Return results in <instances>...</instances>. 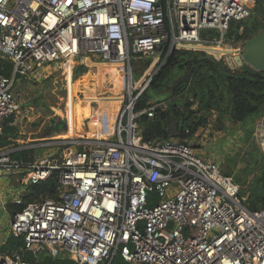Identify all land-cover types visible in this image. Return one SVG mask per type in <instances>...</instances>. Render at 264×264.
Returning <instances> with one entry per match:
<instances>
[{
  "label": "built area",
  "instance_id": "built-area-1",
  "mask_svg": "<svg viewBox=\"0 0 264 264\" xmlns=\"http://www.w3.org/2000/svg\"><path fill=\"white\" fill-rule=\"evenodd\" d=\"M252 1L0 0V61L13 67L10 78L0 73V136L20 108L16 76L41 78L46 64L91 56L130 75L135 60L160 55L166 64L176 49L212 55L231 24L250 17ZM207 31L218 37L203 38ZM185 93L136 113L142 92L131 84L110 134L53 137L29 147L47 149L30 163L0 151V178L58 183L56 199L14 214L11 235L23 245L0 264H111L117 254L128 264H264V205L249 210L233 176L195 144L141 136L140 116L154 119Z\"/></svg>",
  "mask_w": 264,
  "mask_h": 264
},
{
  "label": "trees",
  "instance_id": "trees-1",
  "mask_svg": "<svg viewBox=\"0 0 264 264\" xmlns=\"http://www.w3.org/2000/svg\"><path fill=\"white\" fill-rule=\"evenodd\" d=\"M253 2L264 5V0H253ZM250 17L244 21L232 23L226 41H229L234 35V42H239L258 34L261 24L255 17L251 19ZM241 28H244L242 33H240ZM208 36L211 38L218 37L215 31L202 33L203 38ZM208 51L216 55L224 53L220 48H210ZM228 51L230 55L227 56V62L231 67H234L237 53L232 52V50ZM135 61L140 64L143 71L151 63L149 58H141ZM78 62L77 75L82 76L87 72L86 66L82 62ZM72 65L73 62L67 67L70 68ZM106 65L111 66L110 64ZM229 65L223 60H218L203 52L176 49L167 63L161 67L159 73L153 77L146 92L140 96L135 106V112L139 113L149 105L150 99L153 97L152 91L157 93L165 91L172 78L175 83L173 86L171 85L170 97L165 100L179 96L185 91L187 93L180 99L170 102L166 111H158L154 119L148 118L147 115L138 118L143 140L152 142L160 138L166 140L174 138L188 143L200 128L207 125L208 118L215 112L218 115V121L221 122L227 118L232 125L239 123L246 125L251 120L264 117V72L257 71L248 65L233 70ZM0 73L10 78L13 73L12 65L7 61H0ZM24 79L23 76H16L13 93L17 85ZM80 85L81 81L70 85L71 97L66 113L77 107H82L84 100L77 97ZM89 98L92 99L93 97L88 95L87 99ZM21 108L24 109L23 106ZM14 119L15 116H12L5 121L3 133L0 136V151H12L11 158L15 161L33 162L36 148L29 147L36 143L33 140L32 142H30L31 140L27 141L26 137L20 134L19 129L13 124ZM255 174V179L250 186L253 193L241 189V196L246 198L245 205L251 211H256L264 205V174L259 175L256 170ZM57 190L56 179L30 186L24 198V205L20 207L19 212H22L29 203L41 198L56 199ZM22 245V239L12 236L7 246L4 247V251L12 252ZM27 260L32 261V256L28 255ZM45 262L46 264H71L70 261L52 259H47ZM111 264L128 263L120 254H117Z\"/></svg>",
  "mask_w": 264,
  "mask_h": 264
},
{
  "label": "rangeland",
  "instance_id": "rangeland-1",
  "mask_svg": "<svg viewBox=\"0 0 264 264\" xmlns=\"http://www.w3.org/2000/svg\"><path fill=\"white\" fill-rule=\"evenodd\" d=\"M251 8L250 19L252 17L257 19L258 23L261 24L260 32H262L264 30V5L253 2ZM243 29L241 28L240 33L243 32ZM234 38L235 35L225 44L220 45V49L225 50L227 53L221 55L212 53L211 56L223 60L229 65L227 56L230 55V52L228 50L240 53L245 42L249 40L234 42ZM163 59L160 55L149 58L151 60L150 66L144 71L140 64L134 61V70L130 75L123 69L126 68L125 64L101 63L96 56H91L88 62L83 63L87 66V72L82 76L77 75L79 65L77 61L73 62L70 68L67 67V63L58 66L52 63L46 64L42 67L41 78L24 77L25 79L17 85L14 93L20 108L17 115H15L17 118L14 125L19 129L20 134L26 137L27 141L31 140L30 142H32L33 140L36 144L49 141L57 136L69 137L67 135L70 134V131L77 133L72 137L92 136L96 134V131L94 133L92 128L100 123L112 129L116 115L126 100L129 85H133L135 94L139 92L144 94L149 86L148 84H150L151 77L157 75L161 67L165 65ZM106 64L119 68L111 69ZM122 69L124 76L116 73ZM77 81H81L77 97L84 101H82L83 105L79 108L78 113L75 112L76 109L74 110L77 113L75 118L70 113L66 115V110L71 97L70 85L75 84ZM174 83L175 81L172 78L165 91L158 93L152 91L153 97L150 102L168 99L171 95V85L173 86ZM113 90H117V93ZM88 95L93 98L87 99ZM77 97L75 96V98ZM22 106L24 109L21 108ZM217 116L215 112L214 115L209 117L207 125L203 129H199L188 143L194 144L195 141H200L204 136L203 134H206L207 137L210 135L212 138L214 134L221 132L220 136H215L212 140L200 143L201 146L196 147L195 152L206 160L217 157L218 160H216L220 163L222 170L233 176L235 181L242 187V190H248L252 194L250 186L256 176L255 170L259 175L264 174V147L262 145L264 132H260L262 134L260 137L256 136L257 126L259 123H264V117L251 120L246 125L241 123L232 125L227 118L221 122L218 121ZM65 117L69 119L67 124L70 131L67 129L66 134L54 133L53 127L60 122H66ZM200 131L202 132L200 137H196ZM46 152L45 147L36 146L34 157H41ZM4 195L6 202L11 204L12 196L6 192ZM11 234L12 230L7 219L0 225V235L5 239Z\"/></svg>",
  "mask_w": 264,
  "mask_h": 264
},
{
  "label": "crops",
  "instance_id": "crops-1",
  "mask_svg": "<svg viewBox=\"0 0 264 264\" xmlns=\"http://www.w3.org/2000/svg\"><path fill=\"white\" fill-rule=\"evenodd\" d=\"M100 61H101V63L104 62L102 60H100ZM73 62H76V61H73ZM110 68H119V67H116V66L115 67H111L110 66ZM107 69H109V68H107ZM123 69H125V68H123ZM79 108L80 107H77L76 110L74 109L75 112L78 113L79 112ZM74 110H72L69 113H70V115L72 117L76 118L77 113H75ZM69 113H66V115L69 114ZM65 121H66V123H68L69 119L65 117ZM79 124H80V122H79ZM200 129H203V128H200ZM68 130H69V126H68ZM260 132H264V123H259L258 124L257 129H256V136L257 137H260L262 135V134H260ZM201 133L202 132L200 131L197 134L198 136H196V137H200ZM207 134L209 135L210 133H207ZM220 134H221V132H217L216 134L213 135L212 138H211L210 135L207 137L206 134H203L204 136L201 138L200 141H195L194 142L195 148L198 147V146L200 147L201 146L200 143H204L206 141L212 140L213 138H215V136L216 137L220 136ZM263 141H264V139H263ZM214 159H217V157H215ZM29 187L30 186H24V184L21 183V173H14L13 175H11L8 178H5V177L0 178V225H2V222H5L8 219V224L10 226V222L12 220V217L14 216L15 213L19 212L20 207L24 205V198H25L26 193L28 192ZM5 192L8 195L12 196L13 200H12L11 204L6 202L5 195L3 196V194H5ZM18 200L22 201L23 205L18 204L17 203ZM10 237H12V235H8L7 238L3 239L2 236L0 235V255L1 254H6V253H11V252H5L4 251V247L7 246Z\"/></svg>",
  "mask_w": 264,
  "mask_h": 264
},
{
  "label": "water",
  "instance_id": "water-1",
  "mask_svg": "<svg viewBox=\"0 0 264 264\" xmlns=\"http://www.w3.org/2000/svg\"><path fill=\"white\" fill-rule=\"evenodd\" d=\"M236 62L239 67L248 65L257 71L264 72V30L245 42L240 55L236 58ZM67 129L66 122H60L53 127L56 134H66Z\"/></svg>",
  "mask_w": 264,
  "mask_h": 264
},
{
  "label": "bare ground",
  "instance_id": "bare-ground-1",
  "mask_svg": "<svg viewBox=\"0 0 264 264\" xmlns=\"http://www.w3.org/2000/svg\"><path fill=\"white\" fill-rule=\"evenodd\" d=\"M223 51H224V53H227L225 50H223ZM72 62H73V61H68V62H67V65L71 64ZM111 67H114V65H111ZM111 69H112V68H111ZM116 73H118L120 76H121V75L124 76L123 69H122V70H119V71L116 72ZM113 91H114L115 93H117V90H113ZM112 127H114V125H113ZM92 129H93L94 133H95V131H96V134H99L101 130L104 131L106 134H110L111 132H113V128L110 129L109 127L104 126L102 123L96 125V126L93 127ZM69 131H70V130H69ZM74 134L77 135L76 132L72 133V132L70 131V134L67 135V136H69V137H70V136H74ZM262 145H264V143H263Z\"/></svg>",
  "mask_w": 264,
  "mask_h": 264
}]
</instances>
